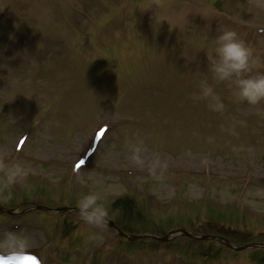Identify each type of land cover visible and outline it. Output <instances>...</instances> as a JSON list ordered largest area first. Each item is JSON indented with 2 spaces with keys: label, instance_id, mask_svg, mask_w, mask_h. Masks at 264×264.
<instances>
[{
  "label": "rangeland",
  "instance_id": "obj_1",
  "mask_svg": "<svg viewBox=\"0 0 264 264\" xmlns=\"http://www.w3.org/2000/svg\"><path fill=\"white\" fill-rule=\"evenodd\" d=\"M221 28L264 72V0H0V158L29 171L0 184V227L30 234L23 264H264L180 236L126 244L70 209L96 188L125 233L264 244V101L209 71Z\"/></svg>",
  "mask_w": 264,
  "mask_h": 264
},
{
  "label": "clouds",
  "instance_id": "obj_2",
  "mask_svg": "<svg viewBox=\"0 0 264 264\" xmlns=\"http://www.w3.org/2000/svg\"><path fill=\"white\" fill-rule=\"evenodd\" d=\"M213 43L212 54L206 53V55L208 69L214 79L219 82H228L240 101L250 105H257L264 101V72L252 73L250 68L252 53L248 44L230 28H221ZM199 88L201 96H215L213 87L207 80H201ZM218 107L222 108L223 105L219 104ZM142 153V141L130 145V159L134 164L144 163ZM28 175V169L21 162L0 158V184L3 186L10 187ZM81 182L85 181L81 180ZM76 212L83 222L97 228L102 229L108 222L107 210L101 203V195L96 188L80 197ZM31 246L32 238L24 229L0 227V253L7 257L5 264H23L24 256Z\"/></svg>",
  "mask_w": 264,
  "mask_h": 264
},
{
  "label": "water",
  "instance_id": "obj_3",
  "mask_svg": "<svg viewBox=\"0 0 264 264\" xmlns=\"http://www.w3.org/2000/svg\"><path fill=\"white\" fill-rule=\"evenodd\" d=\"M35 208H41V209H43V207H39V206H35ZM107 224L109 226L114 227L111 224V222H109V221L107 222ZM120 235L121 236H124V237H127L128 239H134V238L140 237L138 235L127 236V235H124V234H121V233H120ZM176 235H184V236H187V237H192L187 231H184V230H174V231H171L167 235H165L164 237H156V236H150V237L152 239H154V240L164 242V241H167V240L171 239L172 237H174ZM142 237H146V235H144ZM199 239L203 240V239H207V237H200ZM227 246L230 247L229 245H227ZM257 246H260V247H263L264 248V245L252 244V245H249V246L234 248V250H241V249H245V248H248V247H257Z\"/></svg>",
  "mask_w": 264,
  "mask_h": 264
},
{
  "label": "trees",
  "instance_id": "obj_4",
  "mask_svg": "<svg viewBox=\"0 0 264 264\" xmlns=\"http://www.w3.org/2000/svg\"><path fill=\"white\" fill-rule=\"evenodd\" d=\"M227 228V227H226ZM126 244H135L134 242H132V243H129V242H127Z\"/></svg>",
  "mask_w": 264,
  "mask_h": 264
}]
</instances>
